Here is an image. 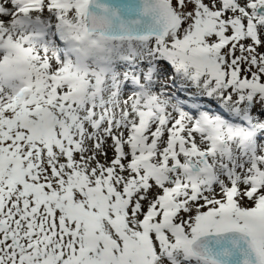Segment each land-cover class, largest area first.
I'll return each mask as SVG.
<instances>
[{"label":"snow or ice","instance_id":"1","mask_svg":"<svg viewBox=\"0 0 264 264\" xmlns=\"http://www.w3.org/2000/svg\"><path fill=\"white\" fill-rule=\"evenodd\" d=\"M0 264H264V0H0Z\"/></svg>","mask_w":264,"mask_h":264}]
</instances>
